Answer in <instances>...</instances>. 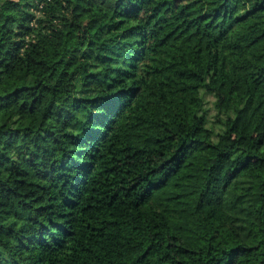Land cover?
<instances>
[{"label": "trees", "instance_id": "1", "mask_svg": "<svg viewBox=\"0 0 264 264\" xmlns=\"http://www.w3.org/2000/svg\"><path fill=\"white\" fill-rule=\"evenodd\" d=\"M0 264H264V0H0Z\"/></svg>", "mask_w": 264, "mask_h": 264}, {"label": "rangeland", "instance_id": "2", "mask_svg": "<svg viewBox=\"0 0 264 264\" xmlns=\"http://www.w3.org/2000/svg\"><path fill=\"white\" fill-rule=\"evenodd\" d=\"M205 106L208 108V115L209 117L213 120V116L215 115V112L213 111L212 103H213V98L210 97H205Z\"/></svg>", "mask_w": 264, "mask_h": 264}]
</instances>
